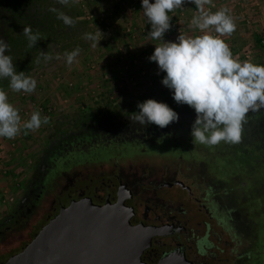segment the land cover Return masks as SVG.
Masks as SVG:
<instances>
[{
  "label": "flooded vegetation",
  "instance_id": "obj_1",
  "mask_svg": "<svg viewBox=\"0 0 264 264\" xmlns=\"http://www.w3.org/2000/svg\"><path fill=\"white\" fill-rule=\"evenodd\" d=\"M22 9L0 0L16 70L41 46L71 40L45 26L24 53ZM172 108L179 120L164 128L133 123L138 108L106 107L48 139L0 217L1 251H22L62 208L84 203L95 210L85 235L100 264H264V108L247 114L238 143L216 145L191 139L192 107Z\"/></svg>",
  "mask_w": 264,
  "mask_h": 264
},
{
  "label": "clouds",
  "instance_id": "obj_2",
  "mask_svg": "<svg viewBox=\"0 0 264 264\" xmlns=\"http://www.w3.org/2000/svg\"><path fill=\"white\" fill-rule=\"evenodd\" d=\"M59 2L66 5L69 0ZM185 2L141 0L143 14L151 26L149 35L152 40L161 41L155 44L148 59L157 64L158 72L164 73L161 83L171 90L173 99L194 109L196 115L190 135L195 143H238L247 114L264 108V64L240 61L234 57L222 37L231 35L237 25L226 6L214 12L210 8L206 10L205 5H211L212 0H191L198 9L191 19V27L199 30L198 35L179 34L176 40H165V33L171 27L169 13L183 7ZM50 10L57 11L56 8ZM58 18L69 26L75 23L64 12H58ZM23 33L29 46L40 39L32 32L31 26L24 27ZM84 38L93 41L94 47L101 39L94 33H85ZM8 49V43L0 38V80L7 78L14 92H33L36 79L16 70L12 57L7 54ZM79 52V48L65 52L66 64L72 65ZM41 55L45 61L53 59L51 53L42 52ZM55 58L59 59L60 55ZM137 108L138 111L129 119L143 129L153 123L164 128L179 120L175 109L151 97L138 101ZM21 120L19 109L9 101L8 93L0 89V137L12 139L22 128L39 129L42 123H48L49 117L42 118L39 111H33L29 119L23 123Z\"/></svg>",
  "mask_w": 264,
  "mask_h": 264
},
{
  "label": "rangeland",
  "instance_id": "obj_3",
  "mask_svg": "<svg viewBox=\"0 0 264 264\" xmlns=\"http://www.w3.org/2000/svg\"><path fill=\"white\" fill-rule=\"evenodd\" d=\"M84 4V7L82 6L83 17L85 12L89 14L99 9L106 16L104 20L107 25L100 19L94 20L96 21L94 24L85 19L90 33L101 38L95 47L93 41L85 38L75 44L72 40L67 43L59 40L60 44L58 42L45 44L39 48V53L25 60L27 65L23 70L43 66L51 73L57 71L62 73L65 79H69L75 85L72 89H67L66 83L57 82L60 88L58 90L57 83V87L37 83L35 92L41 89L37 95L45 97L46 100H57L62 99L59 94L62 91L68 98L69 107L60 109L50 128L27 134L18 145L16 152H13L8 160L3 161L2 167L7 174L0 175L1 183L4 184L2 187L8 186V190L14 197V202L9 208L14 206L16 199L19 198L22 184L28 179L36 159L48 139L54 134L74 129L82 120L89 119V116L101 114L106 107L107 109L115 107L122 110L134 109L137 108L138 101L149 97L164 101L170 107L187 105L178 104L173 99L171 90L161 83L164 73L158 72L157 64L148 59L155 44L161 41H154L150 37L151 26L140 4L134 0H96L92 4L86 2ZM186 6V15L196 7L191 2H187ZM230 8L238 10L242 15L240 18L250 17L253 20L250 27H243L238 25L240 18H235L238 28L231 35H224V39L231 41L234 57L244 61L242 53L247 51L251 56L249 60L264 64V46L256 41L258 30L264 28L262 27L264 26V0L260 2L239 0V5H231ZM171 21L172 18L170 24ZM180 24L183 27L181 35H198L186 24L185 18L181 19ZM106 26L109 29H106ZM143 28L147 31L142 32ZM177 37L178 35L169 39L164 36V39L176 40ZM76 48L80 49L78 57L72 65L66 64L63 54ZM42 52L51 53L53 59L45 61L41 55ZM57 54L60 55L59 59L55 58ZM0 89L8 93L9 101L17 93L9 87L8 79L0 81ZM231 158L232 161L235 159L233 156ZM12 252L13 250L1 251L0 248V263L11 256Z\"/></svg>",
  "mask_w": 264,
  "mask_h": 264
},
{
  "label": "built area",
  "instance_id": "obj_4",
  "mask_svg": "<svg viewBox=\"0 0 264 264\" xmlns=\"http://www.w3.org/2000/svg\"><path fill=\"white\" fill-rule=\"evenodd\" d=\"M77 1L79 2V4H81L80 6L82 9V6L84 7L85 5L84 0H77ZM134 1L137 4L141 5V0H134ZM258 1L260 2V0ZM187 2H191V0H186L183 7L175 9L173 12H170L172 21H171V27L165 33V36L167 38L171 39L183 33V27H182V24H180L182 18H185L186 24L191 27V19L193 15L198 13V9L197 7H195L186 15L185 11L187 9V6H186ZM236 4L239 5V0H212V4L205 5V9L207 10L210 8L211 11L214 12L217 9L226 6L229 9V14L234 18L235 23L237 25V20L235 18H238V17L240 18L242 17V15H240V12L238 10L236 11L234 8H230L231 5L233 6ZM257 5L259 6V3H257ZM84 19L88 20L91 23L93 22L92 24H94L96 22L94 20H97V19H100L101 21H103L104 24L107 23L106 20H104L106 19V16H104V13L101 12L100 9L97 10V12L92 11L89 14L85 12ZM238 21H240L238 25H241L243 27L245 26L250 27L253 20L252 18L247 17V18H240ZM105 28L109 29L108 26H106ZM236 28H238V26ZM193 29L197 34H199L198 29H195V28ZM129 30L130 29H128V31ZM141 31L146 32L147 30L146 28L145 29L143 28ZM213 34L218 35L216 33H213ZM257 34H258V39L260 40V44L264 45V28L258 30ZM222 38L224 39V36ZM224 40L228 43L233 53V50L231 47V41L229 39H224ZM235 55H239V54H235ZM242 55H243L242 60L244 61L251 59L250 58L251 56L247 51H243ZM23 71L25 72L26 75L35 78L37 83L41 82L45 85L56 86L57 82H64V84L66 83L65 85L67 86V89H72V87H74L75 85L74 82L70 81L69 79H65L62 73L58 71L55 73H51L47 71L43 66L29 68ZM104 77L107 78V76H104ZM57 86H58V90H60L59 83H57ZM40 91H41L40 88L38 89V92L37 91L35 92V90L31 93L20 91V92H17L14 95V98L10 101L16 108L19 109V114L22 118L21 123H23L24 120L29 119L33 111H39L42 118L44 116L49 117V121L48 123H42L39 129L26 130L22 128L20 133L12 139H9L6 137H0V167L2 168V170H3L2 166L4 165V162L2 161L7 160L8 158H10V156H12L13 152H16L17 148H19L18 145L24 140L27 134L41 132L48 127L50 128L52 125V122L56 118L60 109L69 107L67 103L68 98L65 96V94L62 91L59 93L62 99L60 98L57 100L56 99L46 100L45 97L44 98L40 97L39 95H37ZM0 191H2L0 193V217H1L3 213L8 210L9 206H11L12 203L14 202V197H13V194H11L12 192L6 188Z\"/></svg>",
  "mask_w": 264,
  "mask_h": 264
},
{
  "label": "water",
  "instance_id": "obj_5",
  "mask_svg": "<svg viewBox=\"0 0 264 264\" xmlns=\"http://www.w3.org/2000/svg\"><path fill=\"white\" fill-rule=\"evenodd\" d=\"M94 213L84 203L62 208L22 251L0 264H100V250L85 235Z\"/></svg>",
  "mask_w": 264,
  "mask_h": 264
},
{
  "label": "trees",
  "instance_id": "obj_6",
  "mask_svg": "<svg viewBox=\"0 0 264 264\" xmlns=\"http://www.w3.org/2000/svg\"><path fill=\"white\" fill-rule=\"evenodd\" d=\"M13 3L16 4L17 7H22V12L28 13L23 16V22L28 26H31L32 32L35 34L36 32H40L43 30V27L51 28L52 32H56V30L61 29L66 34L71 35V40L75 43H78L80 39L84 38L85 33H90L89 26L87 21L83 18L82 9L74 4L72 1L71 4H61L59 0H12ZM96 0H85L87 4H92ZM36 9L38 14L37 22L31 23L33 19L29 14L31 12L29 10ZM56 8L57 11H51L50 9ZM58 12H64L65 14L71 16L75 23L71 26L64 24V22L58 18ZM256 41L260 44V40L257 38ZM35 45L29 46V41L27 38L23 39L21 42V47L24 50V53L30 52L28 50L34 48ZM264 46V45H262ZM24 55V54H23ZM22 55V56H23ZM22 65L19 66L18 70H23L26 67V61L24 60ZM188 106V105H185Z\"/></svg>",
  "mask_w": 264,
  "mask_h": 264
},
{
  "label": "crops",
  "instance_id": "obj_7",
  "mask_svg": "<svg viewBox=\"0 0 264 264\" xmlns=\"http://www.w3.org/2000/svg\"><path fill=\"white\" fill-rule=\"evenodd\" d=\"M3 160H4V159H3ZM7 160H8V159H7ZM2 162H3V161H2ZM1 174H4V175H5V174H7V173H6V171L4 172V170H2V168L0 167V175H1ZM1 182H2V181L0 180V190H3V189H5V188H6V189H9L8 186H4V188H3L2 185H4V184H2ZM9 191H10V190H9ZM1 192H2V191H0V193H1Z\"/></svg>",
  "mask_w": 264,
  "mask_h": 264
}]
</instances>
